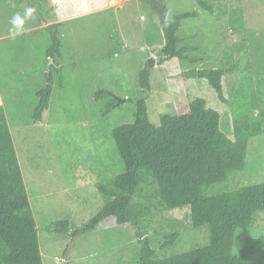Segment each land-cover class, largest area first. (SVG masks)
Returning a JSON list of instances; mask_svg holds the SVG:
<instances>
[{"label":"rangeland","instance_id":"obj_1","mask_svg":"<svg viewBox=\"0 0 264 264\" xmlns=\"http://www.w3.org/2000/svg\"><path fill=\"white\" fill-rule=\"evenodd\" d=\"M165 1L172 13H198L197 18L183 22L177 36L188 37L181 46L198 47L193 55L206 60L198 64L178 59L163 62L152 72V91L144 92L140 72L149 59L161 57L164 48L160 15L146 1L0 0V106L6 110L38 227L43 264H138L143 246L129 224L115 225L109 218L91 233L74 234L104 206L96 183L124 170L112 131L134 121L135 105L128 99L134 102L147 97L150 118L156 125L161 123V116L185 114L190 103L204 99L209 108L220 113L221 127L232 137L238 99L256 98L264 109V0H207L218 14L226 12L220 19L224 30L198 0ZM27 6L36 9L35 17L23 32L11 34L10 18ZM236 8L242 10L245 19L241 36L225 25ZM45 23L51 25L43 27ZM56 42L61 43L63 58L57 66L64 67L63 74L53 70L49 110L42 122L35 123L30 115L38 103L36 92L46 86L47 53ZM25 56L28 63L22 60ZM233 65L237 69L224 80L227 104L205 80L190 75L201 69ZM98 89L123 100L108 120L102 118L101 101L94 100ZM260 108L253 110L255 115ZM153 181L137 191L133 202L145 217L165 214L166 230L181 227L180 239L168 247H162V227L144 233L155 252L153 260L161 262L209 246V218L198 216V212L209 213L207 205L169 211ZM263 183L261 135L249 142L245 170L216 189L238 191ZM65 221L70 222L69 233L49 230L53 223ZM235 241L236 254L254 249L256 264H264V211L255 214L250 228L237 231Z\"/></svg>","mask_w":264,"mask_h":264},{"label":"trees","instance_id":"obj_2","mask_svg":"<svg viewBox=\"0 0 264 264\" xmlns=\"http://www.w3.org/2000/svg\"><path fill=\"white\" fill-rule=\"evenodd\" d=\"M142 1L159 13L164 33L162 56L149 59L140 72V87L144 92H151L152 72L158 65L173 59L198 64L206 58L193 55L198 47L181 46L188 37L177 36L183 22L197 18V12L175 14L169 10L165 0ZM198 3L203 10L216 16L220 30H224L220 19L226 12L218 14L215 6L207 0H198ZM225 25L231 27L233 33L243 35L246 26L242 10L234 9ZM47 58L48 61L54 60L56 65L60 64L63 58L60 42L48 51ZM56 65H52L50 77L46 73L45 88L36 92L38 103L30 115L35 123L42 122L49 110L54 89L53 70L63 74L64 67L58 70ZM236 69V65L201 69L190 72V75L205 80L218 99L227 104L224 80ZM94 100L101 101L102 118L105 120L121 107L123 101L106 89L95 91ZM147 101V97L134 102L128 99L135 105L134 121L112 131L124 170L96 183L105 201L104 206L97 216L74 234L91 233L111 218L115 225L129 224L135 231L143 246L138 264H256L258 259L254 249L236 254L234 247L237 231L250 228L255 214L264 211V183L238 191H222L216 187L229 183L234 175L245 170L250 140L264 135V109L258 106L256 98L250 100L243 96L238 99L232 137L223 131L220 113L209 108L204 99L198 98L190 103L185 114L161 116L159 125L151 121ZM17 106H20L21 114V102ZM257 108H260L259 115L253 111ZM152 181L157 184L169 211L207 205L209 213L198 212V216L209 218V246L161 262L153 260L155 252L144 233L162 227L165 232L162 247H168L180 239L181 227L173 232L170 228L166 230L167 223L162 219L165 214L145 217L133 202L137 191L143 186L148 188ZM168 225L174 227V224ZM69 227L68 221L55 222L49 230L69 233ZM0 264H43L38 227L4 106H0Z\"/></svg>","mask_w":264,"mask_h":264},{"label":"clouds","instance_id":"obj_3","mask_svg":"<svg viewBox=\"0 0 264 264\" xmlns=\"http://www.w3.org/2000/svg\"><path fill=\"white\" fill-rule=\"evenodd\" d=\"M35 14H36V9L32 6L25 7L22 13L19 11L14 13L12 15V17L10 18V21H9V23L11 25V28L9 29L10 33L13 35H17V34H20L21 32H23L25 30L26 23L29 20L33 19L35 17ZM56 67L59 69L60 66L58 67L56 65ZM59 70H61V69H59Z\"/></svg>","mask_w":264,"mask_h":264},{"label":"crops","instance_id":"obj_4","mask_svg":"<svg viewBox=\"0 0 264 264\" xmlns=\"http://www.w3.org/2000/svg\"><path fill=\"white\" fill-rule=\"evenodd\" d=\"M49 25H51V23H45L44 25H43V27L45 26H48L49 27ZM53 25V24H52ZM34 30V28H32L31 30H29V31H33ZM0 40H2V38H0ZM33 51H34V48H33ZM33 51L31 52V53H33ZM28 57H24V58H22V60L24 61V62H26V63H28V59H27ZM30 63H34V60H31L30 61ZM0 98L3 100V96H2V94L0 93ZM32 207V206H31ZM66 260V259H65ZM68 260V259H67ZM66 260V261H67ZM69 262V261H68ZM65 264H67V262L65 263ZM69 264H70V262H69Z\"/></svg>","mask_w":264,"mask_h":264},{"label":"water","instance_id":"obj_5","mask_svg":"<svg viewBox=\"0 0 264 264\" xmlns=\"http://www.w3.org/2000/svg\"><path fill=\"white\" fill-rule=\"evenodd\" d=\"M52 65H55V62L53 60L50 61L49 65H48V70H47V74H49L48 76L50 77V72H51V67ZM59 67V66H58ZM59 69H61V67H59Z\"/></svg>","mask_w":264,"mask_h":264},{"label":"built area","instance_id":"obj_6","mask_svg":"<svg viewBox=\"0 0 264 264\" xmlns=\"http://www.w3.org/2000/svg\"><path fill=\"white\" fill-rule=\"evenodd\" d=\"M60 259V258H59ZM59 262H61L62 260H58Z\"/></svg>","mask_w":264,"mask_h":264}]
</instances>
